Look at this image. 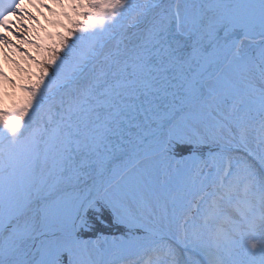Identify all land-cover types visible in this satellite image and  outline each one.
Here are the masks:
<instances>
[{
	"label": "snow or ice",
	"instance_id": "snow-or-ice-1",
	"mask_svg": "<svg viewBox=\"0 0 264 264\" xmlns=\"http://www.w3.org/2000/svg\"><path fill=\"white\" fill-rule=\"evenodd\" d=\"M0 46V264H264V0H0Z\"/></svg>",
	"mask_w": 264,
	"mask_h": 264
},
{
	"label": "rangeland",
	"instance_id": "rangeland-1",
	"mask_svg": "<svg viewBox=\"0 0 264 264\" xmlns=\"http://www.w3.org/2000/svg\"><path fill=\"white\" fill-rule=\"evenodd\" d=\"M41 22H43V20H41ZM40 25H41V23H40ZM48 31H51V30H48ZM12 55L13 54L10 52L4 57L5 58V59H3L4 60L3 65L5 66L4 68H6V65H7L6 61L8 63H9V61L12 62L10 64L11 65L14 64V67H15V68H13L14 74L17 75L20 82H25V73L20 70V67L17 63L19 61V63L22 64V62H21L20 58L16 57L17 55L16 56L15 55L12 56ZM4 78L5 79L0 80V95H2L4 97L6 104L8 106H10L13 101L18 100L22 96V92H19L17 90V83L16 82L11 81V79L9 77H4ZM13 79H15V77Z\"/></svg>",
	"mask_w": 264,
	"mask_h": 264
},
{
	"label": "bare ground",
	"instance_id": "bare-ground-1",
	"mask_svg": "<svg viewBox=\"0 0 264 264\" xmlns=\"http://www.w3.org/2000/svg\"><path fill=\"white\" fill-rule=\"evenodd\" d=\"M39 12H40V17L38 18L39 19V21H41V20H43V23L44 24H46V26L47 27H49L50 29H51V31L53 30V27H52V25H50V23H49V18H51V13L47 10V9H45V8H41V9H39ZM45 29H46V27H45ZM42 35H43V32L41 33ZM4 46H2V48H3ZM9 49V50H8ZM5 50H8V51H6L5 52ZM12 53L13 55L12 56H16V57H18V58H20V60H21V62L23 63V61H22V59H21V57L19 56V54L18 53H16V52H14V51H12L10 48H6V47H4L3 49H2V51H1V49H0V64H3V62H4V57L8 54V53ZM6 63H7V66H6V68H7V70H8V72H9V75H11L13 78L15 77L16 78V82H17V90L19 91V92H21V90L18 88V85L20 84V83H22V82H20L19 81V78L17 77V75L16 74H14V70H13V68H15L14 67V64L13 65H11L10 63H12V62H10L9 61V63L6 61ZM2 79H5L4 77H0V80H2Z\"/></svg>",
	"mask_w": 264,
	"mask_h": 264
}]
</instances>
